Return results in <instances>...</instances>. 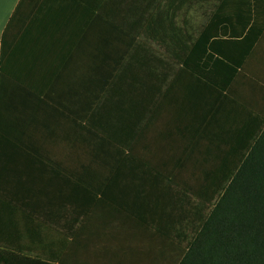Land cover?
Listing matches in <instances>:
<instances>
[{
  "label": "crops",
  "instance_id": "crops-1",
  "mask_svg": "<svg viewBox=\"0 0 264 264\" xmlns=\"http://www.w3.org/2000/svg\"><path fill=\"white\" fill-rule=\"evenodd\" d=\"M155 3L180 1L0 0V264H53L35 255L57 254L65 264L177 263L178 243L119 206L128 204L121 183L135 180L128 171L139 162L159 170L169 166L157 162L165 156L173 165L197 128L201 142H211L220 120L210 123V114L226 110L213 103L210 85L176 67L123 157L108 141L96 144L89 126L119 70L104 64L106 55H121L127 38L163 54L147 17ZM192 3L198 9L201 1ZM197 12L188 17L192 33ZM121 166L124 176H117Z\"/></svg>",
  "mask_w": 264,
  "mask_h": 264
},
{
  "label": "trees",
  "instance_id": "trees-1",
  "mask_svg": "<svg viewBox=\"0 0 264 264\" xmlns=\"http://www.w3.org/2000/svg\"><path fill=\"white\" fill-rule=\"evenodd\" d=\"M179 1L155 3L147 16L163 54L141 48L144 39L127 38L121 55L105 56L104 64L119 70L89 126L99 134L96 144L108 141L123 157L176 67L210 85L214 102L226 110L215 115L216 127L232 133L215 166L189 186L142 162L131 165L128 176L138 181L121 183L128 204L119 206L179 244L176 264H264V0H199L201 20L193 33L194 0ZM137 17L145 18L144 9L137 8ZM117 176H124L123 166ZM59 257L35 255L65 264Z\"/></svg>",
  "mask_w": 264,
  "mask_h": 264
},
{
  "label": "rangeland",
  "instance_id": "rangeland-1",
  "mask_svg": "<svg viewBox=\"0 0 264 264\" xmlns=\"http://www.w3.org/2000/svg\"><path fill=\"white\" fill-rule=\"evenodd\" d=\"M197 7L192 6V9L189 12V17L191 18L193 15H197ZM182 76L185 75L187 77V74L184 72H181ZM180 74V75H181ZM179 79V77H178ZM177 77L175 78V81H173L171 84H175L176 80H178ZM171 85V86H172ZM207 88V87H205ZM172 89V88H169ZM209 88L206 89V91H208ZM172 90H168V94L169 92ZM212 93V92H211ZM213 103L214 102V98H213ZM216 110V109H215ZM217 111V110H216ZM216 121L217 118H214L213 113L210 114V123H212V121ZM155 125V124H154ZM154 125L149 129L150 131L148 132V134L144 135L142 137V143H140V141H138L137 145L140 143L145 145L147 143V139L152 136L151 135V131L154 127ZM195 129V127H194ZM193 129V130H194ZM204 130V129H203ZM225 130V129H224ZM205 131V130H204ZM200 131L197 128V131H194V135L189 136V140L190 143L185 144L184 145H180L181 149L179 150V153L177 154V162H173V165L171 160L172 158H170L169 161H163L164 157L162 158L161 161H157L160 163V166L162 165H169L167 167L164 168H160L159 170L166 176H169L171 178H173L174 181L178 182V183H184L186 185H195L197 182L201 181V179H203L205 177V172H209V170H211L214 166L216 161L218 160V155L221 153L220 149H222L224 146H226V144L228 143L227 137L228 135L232 134L230 132V130L225 131L224 133H221V135L219 134V128L216 127V130L210 134L208 133V139L211 142H201V139L203 138V136L200 135L199 133ZM228 134V135H227ZM194 137V139H193ZM183 141V140H182ZM195 143V144H193ZM206 143V144H205ZM191 144H193L191 146ZM196 145V146H195ZM182 151V152H181ZM172 152V151H171ZM169 159V157H165V160ZM188 160H192L188 161ZM188 163H197V166H193V167H188L185 165H188ZM199 164L201 166H199ZM192 174V175H191ZM190 183V184H187Z\"/></svg>",
  "mask_w": 264,
  "mask_h": 264
}]
</instances>
